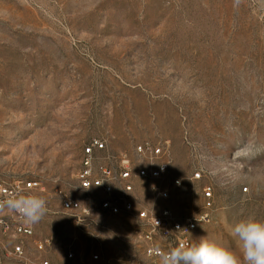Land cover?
<instances>
[{
	"label": "rangeland",
	"instance_id": "rangeland-1",
	"mask_svg": "<svg viewBox=\"0 0 264 264\" xmlns=\"http://www.w3.org/2000/svg\"><path fill=\"white\" fill-rule=\"evenodd\" d=\"M93 139L134 161L141 144L164 147L189 196L138 181L137 209L199 215L211 185L214 219L193 242L238 252L232 224L264 219V0H0V181L40 182L47 201L23 259L0 235V264L146 263L131 218L99 234L56 196L97 200L77 183Z\"/></svg>",
	"mask_w": 264,
	"mask_h": 264
},
{
	"label": "built area",
	"instance_id": "built-area-1",
	"mask_svg": "<svg viewBox=\"0 0 264 264\" xmlns=\"http://www.w3.org/2000/svg\"><path fill=\"white\" fill-rule=\"evenodd\" d=\"M138 160L134 161L126 154L113 155L107 142L93 139L83 148L81 169L77 174L79 190L84 194H97V200L84 203L71 199L62 190L56 191L62 210L74 214L78 224L85 225L90 230L94 228L100 234L106 231V220L113 217H128L137 228L138 247L144 251L145 262H137L132 258L121 259L120 264H160V255L181 243H193L194 234L200 226L213 221L212 212L215 208V189L205 186L202 189V212L199 215L179 217L168 208L157 211L155 208L137 209L136 183L147 181L151 183L153 195L162 200H169L172 192L165 186H173L189 196V187L180 179L171 178L170 162L166 158L164 147L152 143H144L136 148ZM205 178L202 173L195 174L190 182ZM45 192L40 182L0 181V200H7L19 195H39ZM248 193V188L242 190ZM0 235L15 243L12 254L18 258L25 257V244L35 235V223L26 221L15 212H0ZM51 245V241L38 244L39 249ZM74 254L69 253L68 259ZM94 261L100 256L93 257ZM21 263H26L23 260ZM28 264V262H27ZM31 264H53L46 259H39Z\"/></svg>",
	"mask_w": 264,
	"mask_h": 264
},
{
	"label": "clouds",
	"instance_id": "clouds-1",
	"mask_svg": "<svg viewBox=\"0 0 264 264\" xmlns=\"http://www.w3.org/2000/svg\"><path fill=\"white\" fill-rule=\"evenodd\" d=\"M15 212L28 223H38L47 212V201L39 195H19L0 200V212ZM230 235L239 251L206 236L181 243L160 255V264H264V219L242 216L232 224Z\"/></svg>",
	"mask_w": 264,
	"mask_h": 264
}]
</instances>
